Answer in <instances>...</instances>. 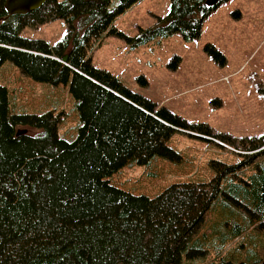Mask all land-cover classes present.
Instances as JSON below:
<instances>
[{
	"label": "trees",
	"instance_id": "16d2710c",
	"mask_svg": "<svg viewBox=\"0 0 264 264\" xmlns=\"http://www.w3.org/2000/svg\"><path fill=\"white\" fill-rule=\"evenodd\" d=\"M138 1L47 0L26 14H9L0 0V65L11 60L35 81L66 84L80 120L76 137L62 138L59 115L11 113L8 90L0 85V264H180L184 254L207 252L200 246L208 243L223 258L249 229L264 228V133L233 137L189 124L90 59L106 34L131 45L175 32L191 40L223 0H170L165 16L131 37L112 24ZM54 19L66 25L54 44L20 35L25 26ZM205 49L220 56L210 45ZM21 126L39 133L17 134ZM183 129L233 147L239 161L212 160L211 179L173 183L155 197L109 182L131 160L180 158L166 142ZM217 204L229 210L213 232L194 235Z\"/></svg>",
	"mask_w": 264,
	"mask_h": 264
},
{
	"label": "rangeland",
	"instance_id": "374dc122",
	"mask_svg": "<svg viewBox=\"0 0 264 264\" xmlns=\"http://www.w3.org/2000/svg\"><path fill=\"white\" fill-rule=\"evenodd\" d=\"M169 8L170 0H140L112 25L135 37L140 28L155 25ZM65 33L63 19L25 26L20 31L24 38L49 44ZM207 45L220 56L208 52ZM90 59L92 65L107 69L133 92L189 124L205 123L212 133L233 137L264 133V0H223L203 18L199 34L191 40L175 32L131 45L124 37L106 34L92 49ZM0 85L8 90L11 113L52 111L60 117L59 136L68 140L76 137L79 113L66 84L35 81L11 60H4ZM21 129L39 133L36 128ZM166 143L180 158L156 155L145 163L131 160L109 176V182L133 195L155 197L173 183L211 179L215 174L212 160L239 161L233 147L190 130L173 131ZM224 209L229 210L217 204L194 235L213 232ZM200 249L208 251L192 258L184 254L180 264H250L264 258V228L249 229L223 258L214 256L216 246L210 243Z\"/></svg>",
	"mask_w": 264,
	"mask_h": 264
},
{
	"label": "water",
	"instance_id": "95a60500",
	"mask_svg": "<svg viewBox=\"0 0 264 264\" xmlns=\"http://www.w3.org/2000/svg\"><path fill=\"white\" fill-rule=\"evenodd\" d=\"M47 0H5V9L9 14H26L32 10L37 9ZM218 0H208V3L212 4ZM66 56L62 57V62L65 63ZM25 129L17 131V134L25 133Z\"/></svg>",
	"mask_w": 264,
	"mask_h": 264
}]
</instances>
